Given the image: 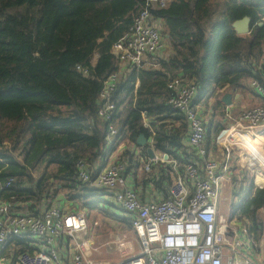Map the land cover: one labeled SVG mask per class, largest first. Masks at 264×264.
Segmentation results:
<instances>
[{
    "label": "trees",
    "instance_id": "16d2710c",
    "mask_svg": "<svg viewBox=\"0 0 264 264\" xmlns=\"http://www.w3.org/2000/svg\"><path fill=\"white\" fill-rule=\"evenodd\" d=\"M145 3L0 0V200L12 212L39 215L43 211L36 205L53 206L63 191L69 200L100 208L93 200L98 190L79 180L77 163L108 160L121 138L137 144L144 134L153 138L157 151L182 162L194 156L183 142L188 123L169 103L168 85L175 77L197 83L196 103L221 96L224 89L247 90L252 80L264 82V0H171L152 14L174 53L160 61V69L134 67L122 74L112 95L116 111L111 122L118 134L109 143L108 122L98 114L99 95L118 70L113 44ZM245 16L250 33L242 35L233 23ZM168 120L180 124L169 126ZM225 128L211 121L208 149ZM262 204L264 189L258 188L233 205L249 218L256 239L261 232L255 212ZM126 225L132 228L130 218Z\"/></svg>",
    "mask_w": 264,
    "mask_h": 264
},
{
    "label": "built area",
    "instance_id": "2783aa9c",
    "mask_svg": "<svg viewBox=\"0 0 264 264\" xmlns=\"http://www.w3.org/2000/svg\"><path fill=\"white\" fill-rule=\"evenodd\" d=\"M170 1L146 0L130 29L113 44L112 53L119 66L104 83L98 110L99 116L108 122L109 143L118 134L111 122L116 111L112 95L117 83L122 74L134 67L146 66L148 57L165 49L167 38L162 27L156 24L152 11L167 7ZM97 57L95 55L93 64ZM77 69L84 74L89 72L82 65ZM251 85L262 102L243 110L230 128L223 129L215 137L214 142L222 151V157L218 158L205 145L207 126L195 102L197 83L183 77L169 82V103L188 123L190 133L185 143L194 151V156L183 162L167 152L148 157L144 165L147 172L158 163L171 165L173 179L166 198L145 201L137 190L128 186L127 158L111 162L101 170L97 164L91 165L83 159L78 161L79 180L98 191H108L115 207L131 219L139 239V252L107 264H259L245 252L254 240L246 217L230 209L227 218L220 208L222 190L231 176L234 150L239 149L243 155L240 146L247 137L264 135V82L252 80ZM227 115L231 117L230 113ZM149 125L146 121L145 126ZM151 131L154 134L153 129ZM151 140L153 145L152 137ZM251 166L255 169V180L264 176V168L255 167V162ZM257 187L264 189V181H259ZM94 226H99V221H95ZM89 228V219L83 211H65L60 205H53L39 215L15 213L9 203L0 200V248L15 238L34 240L37 246L14 256L15 264H91L84 250L89 243ZM66 237L74 241L75 248H69V254L64 255ZM126 241L119 237L105 245L121 251L126 249ZM261 243L264 252V234Z\"/></svg>",
    "mask_w": 264,
    "mask_h": 264
},
{
    "label": "crops",
    "instance_id": "0c3cea01",
    "mask_svg": "<svg viewBox=\"0 0 264 264\" xmlns=\"http://www.w3.org/2000/svg\"><path fill=\"white\" fill-rule=\"evenodd\" d=\"M156 24L159 27L161 26L159 21H156ZM173 53L174 51L170 45V42L168 39H166L165 49L157 53L154 56L148 57L147 58L148 64L146 65V67H151L153 69H160L161 67L160 61L169 60L172 57ZM97 58L95 59L96 61H97ZM251 82H249L247 90H242V91L237 90V91L231 92L229 89H224L223 91H221L222 93L221 96L212 97L209 100H202L196 103L198 109H200L201 103H206L205 105L207 104L212 105L213 110L210 111L211 115L207 123L209 122L211 123L212 120L220 121L222 124H225L226 127H229L230 123H232V121H235L240 115V113L243 111L242 109L245 106L242 103L243 97L250 95L252 98L251 101L252 100L254 101L256 99L252 105L258 102H261L262 101L261 97L259 93L257 92V90L252 87ZM136 86L137 87L139 86V82L137 83ZM228 93L231 94V100H232L231 104H227L225 101H223L224 95ZM219 111H221L220 114H219ZM227 113H230L232 115V119H231L232 121L228 119H227L228 121L226 120L225 117H227L226 116ZM200 114L202 115V112H200ZM168 123H169V126L171 125L173 127H177L180 124L179 121L176 122L175 120H168ZM209 124H207V127L209 126ZM189 133H190V129L189 127H187L186 136H185V139L183 140L185 145H186L185 141L187 140ZM147 144L149 145L148 148L150 147L153 148L155 153L161 152V151H157L154 145H152L151 138H148L146 145ZM205 145H206V142H205ZM250 147L253 148L254 150L253 153L256 156V159L257 160L261 159V161L259 162L264 164V156L262 155V152L258 150L254 146L253 143H251ZM148 148L144 150L142 145H139L138 143L135 144L131 142L128 138H121L118 146L113 152H111L108 160L103 161V162L102 161L98 162L97 164L98 169L101 170L109 163L116 162L120 160L121 158H127L128 161H127L126 172H127V177H128V186L130 188L137 190L140 197L145 201L161 200L163 198H166L168 197L169 187L173 179L171 165L164 163V162L158 163V164L153 165L151 170L147 172L144 168V165L147 162L148 157H151L148 152ZM255 149L260 152L256 151ZM216 150L218 151L220 150V148H218L214 142L213 147L211 146L208 149V151L212 155L214 154L215 156L220 158L215 153ZM238 151L239 149H236L233 152L232 159H231V170H232L231 176L229 180L225 183V186L220 196V199L221 197H223V199L228 203L230 209H232L233 211H235V209L234 207L232 208L230 204L232 203V206L234 205V203L236 202L235 200H237L235 198L240 197L238 200L240 201L246 196V194H249V192L251 193V196H253L255 191L258 189L257 183L259 182V180L264 181L263 177H260L259 180L257 178L255 180L254 176L252 177V179L249 178L248 176L246 177L242 173L243 171L242 169H236V166L239 165L238 162H240L241 166H244L245 164V159L242 153H239ZM220 152L222 156V151L220 150ZM249 160L251 159L249 158ZM235 162H236V165L234 164ZM253 180L255 183L253 182ZM93 199H96L99 201V204H98L99 207L103 206L105 208L106 207L111 208L107 204L115 205L114 202L112 201L111 194L108 191L100 190V191L95 192V197ZM74 202L77 204V201H74ZM36 207L39 210V212H41V211H44L45 208H47V205H46V202L42 201L41 204L36 205ZM83 207L85 208V206ZM62 208L65 211L71 210V209H68L66 205H62ZM72 209L76 210L75 208H72ZM111 209L113 210L115 208H111ZM117 210L119 211V214L121 216L123 214L124 216H126V218H128L127 214L124 211L120 209H117ZM80 211H83L89 219V216L86 210H80ZM263 213H264V204H262V206H260L258 210L255 212L257 216V221L259 223L260 232H261L259 239H256L254 237L253 242L245 250V252L259 264H264V252H263L262 243H261V238H262V235L264 234L263 232L264 224L262 223V216H261ZM245 217L251 227L252 226L251 221L249 220L247 216ZM94 222L93 224H91L90 219H89V227H90L88 231L89 232V243L84 247V250L87 253L86 258L91 264H107L111 262H116L120 260L119 257L122 258V256L124 257L126 254H133V253H137L140 251V243H139V239L135 231L134 232L136 234V240H133L132 236L130 237L128 236L129 240L125 238L127 240L126 241L127 247L125 250L123 249L121 251H117L116 249H110L109 248L110 245H105V244L106 242L111 241L107 237L108 236L107 233L112 231V229L110 227L104 228L102 226V228H100V226H94ZM102 229H104V231ZM109 237H113V235L109 234ZM63 244H64V251H63L64 255L69 254V251H68L69 248H72L73 250L75 248L74 241L69 237H66L65 240H63ZM36 248L37 246L34 240L30 241L29 239L15 238L6 247L0 248V257L4 256L6 258L4 260L5 263H2V264H15L14 256H16L19 252L23 250H34ZM242 251H244L243 247H242ZM94 254L97 255V258L95 259L91 258L92 255ZM103 255H107V256L111 255V259L100 260V258ZM115 255H118V257H116L118 259L115 258Z\"/></svg>",
    "mask_w": 264,
    "mask_h": 264
},
{
    "label": "rangeland",
    "instance_id": "374dc122",
    "mask_svg": "<svg viewBox=\"0 0 264 264\" xmlns=\"http://www.w3.org/2000/svg\"><path fill=\"white\" fill-rule=\"evenodd\" d=\"M251 96L249 95V96H245V97H243V100H242V103H243V105H245L244 106V108L242 109V110H245V109H249V108H251V107H253V106H255V105H257V104H260L261 102H258V103H256V104H254V105H252L254 102H255V100L253 101H251ZM206 103H201V105H200V112H202V115H203V119H204V122L206 121V126H207V124H209V123H207L208 121H209V117H210V115H211V110H213L212 109V105H209V104H207V105H205ZM250 105H252V106H250ZM221 113V111H219V114ZM231 115V114H230ZM226 118V120L228 119V120H230V121H232L231 119H232V115H231V117H229L228 115H227V117H225ZM227 120V121H228ZM234 123V121H232V123H230V125H232ZM230 125H229V127L228 128H230ZM207 130H208V127H207ZM252 140H251V143H253L254 144V146L258 149V150H260L261 152H262V155L264 156V135H259L258 137H254V138H251ZM207 144V143H206ZM212 147H213V144H212ZM241 148H242V150L241 151H243V153H245V154H243V157H244V159H245V164H244V166L246 167H244V166H241L240 165V162H238L239 163V165L238 166H236V169H242L243 171H242V173L247 177H249V178H251L252 179V177H253V175H254V167H252L251 166V164H253L254 162L256 163V166L255 167H262V168H264V164H262V163H260L259 161H261V159L260 160H257L256 159V156L254 155V153H253V151L250 149V148H247L246 147V145H245V143H243V145H241L240 146ZM216 149V148H215ZM256 150V149H255ZM258 150H256V151H258ZM260 151H258V152H260ZM220 158L222 157L221 156V152H220V150H216V152H215ZM261 154V153H260ZM249 158L251 159V160H249ZM239 159V158H238ZM255 160H257V161H255ZM235 165H236V162L234 163ZM143 171V170H142ZM144 172V171H143ZM145 173V172H144ZM263 178H264V176H262ZM259 180V179H258ZM259 181H261V180H259ZM253 182H254V180H253ZM255 183V182H254ZM61 193L63 194V195H61ZM57 197H56V200L53 202V203H51L52 205H56V204H60L61 202H63V203H61L60 204V206L62 207V205H66L67 206V208L68 209H71V210H74V209H72V208H75L77 211H80V210H86L87 211V214H88V216H89V219H90V222H91V224H93V222L94 221H99V226H100V228H102V226L104 227V228H111L112 229V231H110L109 233H107V237L109 238V240H114V239H116V238H119V237H124V238H126V239H128L129 240V237L130 236H132V239L133 240H136V234H135V232H134V230H133V228H129V227H127V225H126V223H127V219H129V218H126V216H124L123 214H122V217H123V220L121 219V220H115L114 218H113V216L111 215V214H109V213H107V212H103V210H101V208H97V209H90V208H88V206L87 207H83L84 205L82 204V203H78L77 202V204L74 202L75 200H69L67 197H68V194H67V192L66 191H63V192H61ZM65 195V196H64ZM239 198L240 197H238V198H235V199H237V200H235L237 203H238V200H239ZM92 200V199H91ZM94 200V199H93ZM234 200V199H233ZM71 203H72V205H71ZM50 204V205H51ZM104 204V203H103ZM230 206L233 208V206H232V203L230 204ZM100 207H103V206H100ZM220 208H221V212L227 217V218H229L230 217V213H231V211H230V207H229V205H228V203L223 199V197H221V199H220ZM103 209H105V210H107V211H110V213H112V214H114V213H118L119 214V211L118 210H115V209H111V208H109V207H103ZM235 211H237V210H235ZM239 216H241V213H239ZM238 216V217H239ZM262 216V223L264 224V213L261 215ZM242 219V218H241ZM241 219H240V221H241ZM103 231H104V229H102ZM263 232H264V230H263ZM262 232V233H263ZM109 234H112L113 235V237H109ZM129 236V237H128ZM112 246V245H111ZM113 247H114V245H113ZM136 249H138V248H136ZM138 251V250H137ZM116 253V252H115ZM113 256V255H112ZM116 257H118V255H115V258ZM91 258H93V259H95V258H97V255L96 254H94V255H92V257ZM115 258H113V259H115ZM120 259H121V257H119ZM6 258L4 257V256H2V257H0V264H2V263H5V260ZM106 259H111V255L110 256H107V255H103L101 258H100V260H106ZM116 259H118V258H116Z\"/></svg>",
    "mask_w": 264,
    "mask_h": 264
},
{
    "label": "water",
    "instance_id": "95a60500",
    "mask_svg": "<svg viewBox=\"0 0 264 264\" xmlns=\"http://www.w3.org/2000/svg\"><path fill=\"white\" fill-rule=\"evenodd\" d=\"M262 24V23H261ZM233 26L235 28V30L239 33V34H248L250 33V18L248 16H245L241 19L236 20L233 23ZM223 101H225L227 104H231L232 100H231V94H225L223 97ZM148 138L144 135L141 134L137 140V143L139 145H146ZM148 152L150 154L151 157L155 156V151L153 148H148Z\"/></svg>",
    "mask_w": 264,
    "mask_h": 264
},
{
    "label": "bare ground",
    "instance_id": "6f19581e",
    "mask_svg": "<svg viewBox=\"0 0 264 264\" xmlns=\"http://www.w3.org/2000/svg\"><path fill=\"white\" fill-rule=\"evenodd\" d=\"M251 140H252V139H248V137H247V138H246V141H244V143L246 144V146H247L248 148H250V149L254 152L253 148L250 147V145H251Z\"/></svg>",
    "mask_w": 264,
    "mask_h": 264
}]
</instances>
